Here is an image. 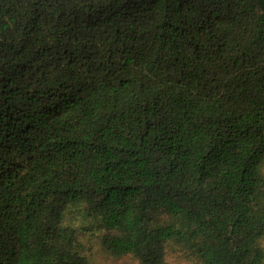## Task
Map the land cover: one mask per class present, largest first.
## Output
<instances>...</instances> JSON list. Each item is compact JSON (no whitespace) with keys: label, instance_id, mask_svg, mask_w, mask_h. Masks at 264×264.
I'll list each match as a JSON object with an SVG mask.
<instances>
[{"label":"trees","instance_id":"obj_1","mask_svg":"<svg viewBox=\"0 0 264 264\" xmlns=\"http://www.w3.org/2000/svg\"><path fill=\"white\" fill-rule=\"evenodd\" d=\"M264 0H0V264H264Z\"/></svg>","mask_w":264,"mask_h":264},{"label":"rangeland","instance_id":"obj_2","mask_svg":"<svg viewBox=\"0 0 264 264\" xmlns=\"http://www.w3.org/2000/svg\"><path fill=\"white\" fill-rule=\"evenodd\" d=\"M264 171V168H263ZM68 224L78 232L79 250L89 258L92 264H140L133 255L114 257L106 252L102 245L104 231L93 230L89 221L79 211L68 214ZM264 246V241H263ZM166 264H203L187 251L169 247Z\"/></svg>","mask_w":264,"mask_h":264}]
</instances>
